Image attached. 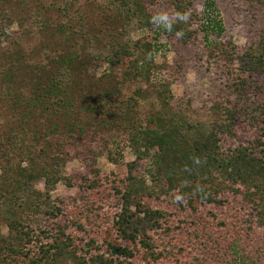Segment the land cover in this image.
<instances>
[{
    "label": "trees",
    "instance_id": "obj_1",
    "mask_svg": "<svg viewBox=\"0 0 264 264\" xmlns=\"http://www.w3.org/2000/svg\"><path fill=\"white\" fill-rule=\"evenodd\" d=\"M7 1L0 0V14H7L2 8ZM107 4L109 22L118 23L116 33L107 26L81 32L72 25V34L61 25L57 30L67 40L65 48L35 63L24 62L28 51L22 40L10 43V64L0 75V86L6 88L0 101L10 106V117L0 124V164L7 161L4 177L11 171L17 182L8 198V178L0 177V211L12 206L7 234L0 223V264H57L62 259L74 264H237L233 254L238 250L243 261L264 264V101L242 106L246 88L240 77L234 81L239 97L233 106L216 105L219 121L208 127L190 122L170 106V87L154 62L152 37H129L132 28L152 30L154 15L144 0ZM182 4L186 10L192 6L190 0ZM173 5L176 21L162 30L186 43L194 35L191 16L186 20L184 7ZM14 6L20 9L10 7V27L22 20L21 13L34 14L24 0ZM204 14L209 16L200 25L206 44L233 59L234 53L209 39V27L215 40L222 28ZM86 44L96 49L90 52ZM124 57L140 78H155L159 110L138 117L133 109L141 95L136 94L113 113L104 97L82 92L87 84L77 82L87 67L113 69ZM240 64L251 81H258L264 76V44L244 53ZM78 110L95 113L105 128L125 132L135 157L125 165L126 174H102L93 159L86 172L63 174L72 159L66 140L75 147L87 128L75 119ZM9 155L17 166L8 163ZM38 183L46 194L63 183L83 198L74 207L53 204L35 194ZM30 207L45 208L53 225L35 229L19 219V211ZM89 215L97 224L87 229L83 220Z\"/></svg>",
    "mask_w": 264,
    "mask_h": 264
},
{
    "label": "rangeland",
    "instance_id": "obj_2",
    "mask_svg": "<svg viewBox=\"0 0 264 264\" xmlns=\"http://www.w3.org/2000/svg\"><path fill=\"white\" fill-rule=\"evenodd\" d=\"M19 0H10L4 4L7 14H0V75L10 64V43L13 40H22L21 47L28 51L24 62H37L39 58H49L54 52L65 48L64 36L57 29L72 32V25L78 31L89 32L103 31L107 26L108 30L115 32L118 23L109 22L111 11L108 0H24L29 6V11L33 15L21 13V21H15L10 27V7L17 4ZM190 9L182 4V0H144L147 9L154 15V24L150 29H130L131 40L150 36L153 39L155 55L154 62L158 67V73L167 76L166 83L170 87V106L184 114L188 120L197 126L208 127L220 120L221 114H215L216 105L233 106V102L238 99V91H235L234 81L243 79L246 92L241 97L242 106L254 101L251 106L256 107L258 101H264V76L258 81H251V77L241 71V58L244 53L250 51L258 44H264V3L251 0H190ZM182 5L186 11V20L191 16L193 38L183 43L178 37L165 35L162 29L168 23L176 21L174 5ZM19 10L20 8L15 7ZM31 9V10H30ZM216 21V25L222 28L217 40L216 34L209 27V39L216 41L219 47H225L226 53L236 55L233 59H226L225 54L220 50H215L214 45H207L204 33L201 30V23H206L208 15ZM194 15V16H192ZM73 17V19H71ZM184 17V16H183ZM72 21V22H71ZM21 22V23H20ZM213 23V22H212ZM62 25V26H61ZM99 36L102 37L99 32ZM69 35V33L67 34ZM77 34H75L76 36ZM107 36V35H106ZM102 39V38H101ZM104 41V40H102ZM86 50L93 51L95 46L86 44ZM99 48V47H98ZM103 50H105L103 48ZM93 53V52H92ZM229 54H227L228 56ZM39 56V57H38ZM8 57V58H7ZM130 58H122L113 69L106 66L102 68L90 66L80 75L77 83H86L82 86V92L94 91L96 95L105 98L103 103L108 106L110 112L116 113L122 105H125L130 97L141 95L139 106L134 107L136 115L144 116L152 111L159 110L160 105L156 96L157 84L155 78L152 81L140 78L139 74L128 66ZM6 88L0 86V93ZM242 95V94H241ZM6 92L4 93V99ZM9 102L0 101V124L3 117H10ZM8 105V106H7ZM255 111V110H253ZM252 112L249 108L248 113ZM95 113H76L75 119H79V124L86 123L83 136L78 137L76 146L72 147L66 140L65 147L71 151V158L63 168L66 176L86 172L91 160H95L100 173L126 174L125 165L134 160V154L127 143L126 134L120 127L105 128L103 124L94 118ZM64 120L60 126L62 127ZM77 136V135H76ZM70 145V146H69ZM9 164L17 166V160ZM7 161L0 164V177H4V167ZM148 174V173H147ZM10 171V175L5 181V188L10 198V191L14 187L16 177ZM147 183L150 179L146 175ZM6 180V179H5ZM10 181V183L8 182ZM154 187V185H153ZM35 194L47 196L48 202L59 205L60 202L69 204L70 207L78 206V200L83 198L77 188H72L63 183H58L46 194L42 183L35 185ZM10 201L7 202V204ZM12 206L6 205L4 211H0L1 232L8 233L6 226L7 219L10 218L9 210ZM45 212V208L39 211L32 208H23L18 213L19 219L30 224L35 229L52 226L53 221ZM84 226L89 229L93 224H97L94 217L89 215L83 220ZM233 256L237 264H251L243 261V255L238 250ZM57 264H74L71 260L62 259Z\"/></svg>",
    "mask_w": 264,
    "mask_h": 264
}]
</instances>
